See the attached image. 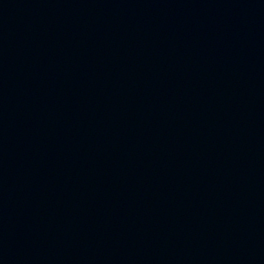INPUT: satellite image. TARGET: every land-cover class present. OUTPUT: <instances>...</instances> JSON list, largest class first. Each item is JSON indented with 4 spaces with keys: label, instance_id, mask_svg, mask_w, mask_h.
Masks as SVG:
<instances>
[{
    "label": "water",
    "instance_id": "obj_1",
    "mask_svg": "<svg viewBox=\"0 0 264 264\" xmlns=\"http://www.w3.org/2000/svg\"><path fill=\"white\" fill-rule=\"evenodd\" d=\"M0 264H264V0H0Z\"/></svg>",
    "mask_w": 264,
    "mask_h": 264
}]
</instances>
